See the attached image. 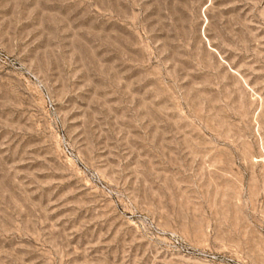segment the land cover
Here are the masks:
<instances>
[{
    "label": "rangeland",
    "instance_id": "1",
    "mask_svg": "<svg viewBox=\"0 0 264 264\" xmlns=\"http://www.w3.org/2000/svg\"><path fill=\"white\" fill-rule=\"evenodd\" d=\"M0 264H264V0H0Z\"/></svg>",
    "mask_w": 264,
    "mask_h": 264
}]
</instances>
